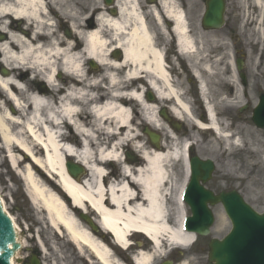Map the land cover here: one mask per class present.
Instances as JSON below:
<instances>
[{"label":"bare ground","instance_id":"6f19581e","mask_svg":"<svg viewBox=\"0 0 264 264\" xmlns=\"http://www.w3.org/2000/svg\"><path fill=\"white\" fill-rule=\"evenodd\" d=\"M73 1L0 0V33L6 36L0 40L3 162L20 176L29 200L44 213L49 226L58 233L62 228L100 264H126L117 254L130 244L128 236H133L132 232H141L136 236H145L154 243L151 251L136 254V264H154L170 249H189L196 240L193 233L183 230L189 205L184 201V189L190 177L186 153L190 143L186 141L182 149L173 143L163 151L162 142L159 147L145 143L138 130L136 108L142 111L147 125L157 131L165 128L175 138L171 126L159 115L164 102H173L171 114L176 119L193 120L196 127L218 133L229 147L239 143L235 134L223 130L215 111L220 97L225 102L244 101L235 57L220 35L212 38L216 54L206 56L210 34L191 29L177 0H158L145 6L140 0H113L111 8H103L97 0V6L84 15L85 23L79 24L71 8ZM259 2L255 0L257 5ZM143 7L151 8L161 33L167 36L171 32L182 55L192 63L203 99L211 101L207 103L208 123L194 118L180 83L173 79L164 60L158 31L149 24ZM94 14L95 26L87 23ZM164 19L172 21V26L165 27ZM65 21L70 36L56 29L57 22ZM250 26L264 39V24ZM116 52L121 58H116ZM87 61H93L96 69H87ZM223 62H228L236 78L231 84L233 92L218 91L216 87L210 91L209 76L215 75L216 67ZM1 69L8 73L3 75ZM20 70L31 72L47 86L29 88L32 77ZM64 128L67 131L63 132ZM240 130L243 135L248 132L242 123ZM127 147L129 158L125 155ZM67 160L83 166L86 173L73 177L65 165ZM180 161L185 177L177 185L172 224L171 167ZM116 165L119 173L112 169L106 174ZM51 175L55 180L47 177ZM62 194L71 198L72 207L93 212L103 234L84 228ZM110 236L116 245L110 243ZM39 245L45 250L43 240L39 239Z\"/></svg>","mask_w":264,"mask_h":264},{"label":"rangeland","instance_id":"374dc122","mask_svg":"<svg viewBox=\"0 0 264 264\" xmlns=\"http://www.w3.org/2000/svg\"><path fill=\"white\" fill-rule=\"evenodd\" d=\"M140 1L144 6L145 4L150 5L148 4V0ZM73 2H75V5L72 6L71 4V8L75 10V20L79 24L85 21L84 15L88 11V9H94V7L97 6L98 1L74 0ZM62 3L63 5H65V1H63ZM201 6L202 7L200 8L188 11L190 24H199V20L202 17L201 15H203L205 10L204 4ZM143 10L147 12L146 15L149 24L151 25V27H153V29L158 31V37L162 38L167 48V44L170 41L169 37H171V34H168L166 36L161 33V30L159 29L160 26L153 16L151 8L149 9L143 7ZM53 20L55 19L53 18ZM57 25V30L59 31L58 33L64 35L61 29V24ZM247 25L251 24H237L235 30L237 34H242L244 32L250 34V44H252L257 50L249 51L250 49H246L248 56H245L246 62L244 65L249 82V97L244 99L243 103L239 102L238 99L230 102H225L222 101L220 97L217 104L218 119L221 127L226 133L235 134L234 137L237 138L236 141H238L239 143L236 142L235 145H231L229 147L218 133L213 132L212 130H202L199 127H196L192 119V121H181L182 128L180 131H177L174 128L171 129V132L175 135V138L170 137L169 132L165 128L157 132H159V134L163 136V139L165 140L167 146L174 143L180 149H182L183 144L186 141H189L190 143H192L190 151L193 155L199 156L202 159L214 160L216 169L211 180L206 183L208 189L213 190L216 194L220 193L221 191L238 190L244 196L246 201L250 203L257 211L264 212V128L258 127L252 119L253 109L256 106L255 104H257L258 102V91H264V64H262L261 69L259 57V47L261 43L262 51L264 50V39H262L260 34L255 30L247 29ZM235 30H232L231 32L227 27L220 30H215L212 32L213 34L209 33L210 35L208 36V39L206 38V56L210 55L209 50L212 51L216 49L212 46V38L214 37L213 35H220V37H224L223 39H225V42H227L230 53H235L237 43L232 39V34L235 33ZM163 37L165 38L163 39ZM221 42H224V40L219 41L218 43L220 44ZM177 59L173 58V63L171 62V56L168 59L171 66L170 70L172 72V77L174 80H176V82L180 83V89L183 92V97L189 104L194 118L201 120V110L203 111V115L205 117L207 113L204 106L201 107L200 105H198L202 103L198 93V83L195 77L192 76L191 71H189L190 69L188 68V65L186 63L188 62V60L182 56L178 57ZM89 66V62H86L87 69H89ZM219 66L220 67H216L217 73L215 75L210 74L209 86L211 87V89H214L216 87L218 91L220 89L223 92H227L229 91V88L233 87L231 86V84H233L234 82L233 79L235 80L236 78L232 76V71L228 66V62H223ZM188 78H193L195 83L190 86L188 84ZM141 85L146 87L145 83H142ZM101 86L104 87L105 85H103L102 83ZM215 93L217 92L215 91ZM169 104L173 105V102H170ZM247 104H249L250 107L247 109H242L243 106ZM202 121L204 123H208L207 118L202 119ZM241 123L248 129L246 135H243L240 130ZM137 124L138 130L140 131V133H143L142 130L145 126H147V124L145 123V121H141L139 116L137 118ZM142 140L145 143L149 142L148 137L144 133L142 136ZM127 149H129V147H127ZM3 161L4 153L2 154L0 149V195L5 200L6 206L10 214L14 217L13 219L15 220V222L22 223L23 227L25 226L24 229H26V226L29 225L30 228H33L32 230H34V235L38 232H42V237L46 243L47 249L39 252L43 255V260L46 262V264H52V255L57 252V249L55 248V239L58 238V240H61L63 238L61 237V235L58 236L57 232L49 226L46 218H44V213L41 214L36 208H34L33 204L28 199L24 192V189L22 188L23 184L20 176H18L13 170H11V167H9V165ZM172 164L173 165L171 167V171L173 173L174 185L169 195V205L173 212L171 216V223L173 224L174 213L175 209L177 208V204L175 202V197L177 195V185L184 180L185 168L182 161L173 162ZM115 167L116 169L114 170L119 173V165H116ZM118 173L115 176H117ZM213 211L215 215L214 226L211 229V233L203 238L202 242L201 240H199L200 242L197 241L189 249L174 247L171 253H167L166 255L157 257L154 264H160V262H163L167 259L173 260L176 264H183L184 262H186L187 264H209L208 244L210 239H222L231 230L230 228L232 227L231 221L230 219H228V216L221 204H217L216 206H214ZM187 212L189 216L191 212L188 206ZM31 222L35 226H32ZM138 238L142 239L143 246H140V248L138 247L137 249L146 251L151 250L150 247L152 244L149 243V240L147 238L140 236H138ZM22 239L25 241V244L27 240L29 241V243H33L34 246L38 244L36 237H34L33 241H31V239H27V237L22 235ZM36 249H38V247ZM124 256H126L125 253ZM125 262H130L129 264H132L129 258L126 259Z\"/></svg>","mask_w":264,"mask_h":264},{"label":"water","instance_id":"95a60500","mask_svg":"<svg viewBox=\"0 0 264 264\" xmlns=\"http://www.w3.org/2000/svg\"><path fill=\"white\" fill-rule=\"evenodd\" d=\"M110 2L111 0H108V3ZM224 14V0H208L203 18L204 27L221 28L225 23ZM162 116L165 120L172 122L165 112H162ZM254 121L257 126L264 128V95L255 109ZM173 125L180 129L178 124L173 123ZM144 131L149 134L151 141L157 144L159 137L148 129ZM66 166L69 173L75 176L85 172L82 166L70 162H67ZM191 168L192 177L184 193V200L192 210V216L186 220L187 231L201 235L210 233L214 215L209 204L222 203L233 225L232 230L223 239H212L210 242V264H264V213L255 211L235 190L223 191L216 195L212 190L206 189L204 184L212 177L213 161L194 157L191 159ZM2 202L9 212L3 199ZM15 228L18 232L17 224ZM17 241L13 222L4 212L0 199V264H15L14 258L12 261L10 259L20 247ZM11 246L13 248H10ZM23 254L21 252L20 256ZM32 263L39 264L38 261ZM162 264H173V262L168 260Z\"/></svg>","mask_w":264,"mask_h":264},{"label":"flooded vegetation","instance_id":"af4514ba","mask_svg":"<svg viewBox=\"0 0 264 264\" xmlns=\"http://www.w3.org/2000/svg\"><path fill=\"white\" fill-rule=\"evenodd\" d=\"M103 1L105 3V0ZM178 1L180 5L179 7H181L184 10L185 15L188 19V23L190 24L189 17H188V11H192L194 9L202 7L201 5L203 4L205 5L206 0H178ZM226 2H227L226 3L227 4V12H226L227 15H226V24L224 28L228 27L230 31L232 32V30H235V28L237 27V24H264V7L262 8V6H264V0H260L259 5L255 3V0H226ZM169 26H172V25L168 24L167 27ZM190 26L192 30L194 31L197 30L198 32L202 31V32L211 34L214 31V30L212 31L203 30L202 17L199 20V24H195V25L190 24ZM247 29H251L250 26L247 25ZM234 32L235 33L232 34L233 35L232 39L237 44L235 48V53L232 52V54L230 55H233L235 57V62H236L237 67L241 65V67L243 68V70H240V72H238V75H239L240 83L243 84V86L240 85L242 98L246 99L249 97V82H248V76L245 71V65H244L246 62L245 56H248L246 49L248 50L250 49L249 51H257V50L252 44H250L251 42L249 38L250 34H247V32H244L242 34H237L236 30ZM158 45L161 48H163L165 57L168 59L171 56V53L174 54L177 50L175 41L172 44L173 46L172 48L170 47L166 48V45L164 44L162 38H159ZM239 45H242V46H239ZM259 48H260V53H259L260 67L262 69V64H264V50L262 51V43ZM209 53L210 55H215L216 54L215 49L212 51L209 50ZM241 74L246 75L247 82L245 84L241 78ZM193 83H195L194 80L192 78H188V84L191 86ZM40 84L41 82H38L36 84L29 83L27 86L29 88H32V87L34 88V86L37 85V87L40 88ZM231 92H233V88H231ZM258 93L259 94L257 95L259 98L260 95L262 94V91H258ZM249 107H250L249 104H247L246 106H244L243 109H247ZM62 195L64 197V200L67 202L68 207H70L71 209H74V207L71 206L67 198H65V195L64 194ZM74 216L81 223L82 226L90 227V229L94 232V234L95 233L98 235L103 234V231L99 224V220L96 218L93 212L87 211L85 213H82L80 211H77L74 214ZM32 226H35V225L32 223ZM27 227H29V225H27ZM60 230L61 231L58 234L61 235L63 239L61 240L55 239V243H56L55 248L57 249V252L54 255H52V264H100V262L97 260L94 254L90 253L85 248L80 247L79 244L75 241V239L73 240L72 238L67 236V234L64 232L63 229H60ZM31 231L33 230L31 229ZM23 235L27 237V239H31L32 234L29 232H23ZM37 235H39L40 237L42 236L39 234V232ZM31 241L33 240L31 239ZM110 243L115 245V241L113 240L111 236H110ZM22 252L24 254L17 259L19 260L18 262L19 264H31L32 259H34L36 256L37 257L40 256L36 247L33 245V243H29L28 240L26 244L24 245V247L22 246ZM117 255L122 260L123 252L121 249L118 251Z\"/></svg>","mask_w":264,"mask_h":264}]
</instances>
